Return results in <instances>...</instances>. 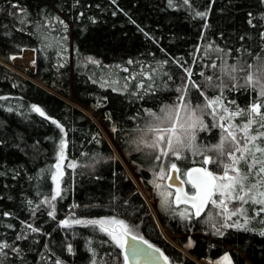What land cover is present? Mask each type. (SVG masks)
<instances>
[{"label": "trees", "instance_id": "16d2710c", "mask_svg": "<svg viewBox=\"0 0 264 264\" xmlns=\"http://www.w3.org/2000/svg\"><path fill=\"white\" fill-rule=\"evenodd\" d=\"M25 50L34 55L33 70H20L27 77L9 68ZM259 56H264V0H190L188 5L183 0H0V242L9 245L0 252V264H124L121 250L98 227L63 226L69 215L124 220L170 264L226 254L232 264H264V213L257 215L260 206L251 202L227 224L219 213L205 210L184 221L168 206L160 211L163 224L172 234L189 236L193 259L168 243L98 125L66 101L94 111L121 157L152 191L162 162L139 146L141 133H150L154 122L150 113L159 115L181 95L201 111L207 98L216 97L229 112L250 108L264 97L240 69ZM205 110L192 153L172 158L182 170L200 166L204 156L194 154L197 149L224 159L213 150L224 135L218 118L213 122L211 109ZM247 119L241 114L231 122ZM61 141L66 145L61 195L51 200ZM239 167L246 171L243 161ZM207 168L222 170L215 163ZM234 224L240 226H226Z\"/></svg>", "mask_w": 264, "mask_h": 264}, {"label": "snow or ice", "instance_id": "6c2138e0", "mask_svg": "<svg viewBox=\"0 0 264 264\" xmlns=\"http://www.w3.org/2000/svg\"><path fill=\"white\" fill-rule=\"evenodd\" d=\"M172 0H169L171 4ZM190 0H183L185 5H188ZM12 7L16 8L17 5L13 4ZM202 17L204 13H199ZM24 21L21 20V23ZM63 23L62 21H60ZM251 23V20L249 21ZM257 63L249 62L247 66L241 65V69L244 72L243 79L248 85L253 88L259 87V95L264 97V56L257 57ZM132 64L133 61H128ZM216 67L215 64L210 65ZM123 71H129L124 68ZM236 69L230 68L229 74ZM188 76H191V72H188ZM150 78V77H148ZM235 77H233L234 79ZM134 79V77H133ZM141 87L143 85H140ZM181 93L184 89H178ZM201 95L203 92L201 91ZM2 99V97H0ZM197 107H200L199 105ZM204 108L211 109L209 115L213 119H217V126L221 128L224 134L220 140V143L213 149L219 156L224 157L223 160H214L211 156L204 155L200 150H196L194 154H200L204 156V159L199 167L188 168L183 172L181 168L174 161H170L167 170L161 168L158 172V178L161 180L167 179L169 181H179V184L170 183L167 185V189L175 188V192L164 190V186L157 185L161 189L160 196L163 199L164 204L169 203V199H172L176 205L188 204L191 208L195 209V215L199 216L201 212L209 205L212 208L220 209V215L225 220H229L232 216L238 215L237 209L233 208L229 211V203L239 202L240 204L253 203L259 205L256 214L260 215L264 213V144L258 143V141L264 140V112L261 111L264 108V100L257 103L254 102L250 108L245 110H236L229 112L227 107L221 103V97L207 98V103ZM222 109V112L218 113L217 109ZM34 111L38 112L41 116L44 113L40 108L34 107ZM163 115H154V124L149 126V131L153 135V139L148 147L156 150L159 155L156 156L157 160H161L162 157H168L169 154L175 158V160H181L183 157V150L191 149L192 142L195 140L194 134L191 130L197 125L203 127V121L196 115L195 110L189 108V102H186L184 96L178 97V102L170 107L161 110ZM183 113V115H182ZM227 114V115H225ZM247 114L248 119L245 123L235 125L231 121L241 115ZM227 120L228 123H220V121ZM53 123H56L53 121ZM256 125V130L253 131V126ZM57 127H60L57 125ZM63 131V129H61ZM228 143L229 148L227 151L224 149V144ZM65 143L60 142L57 162L53 165L55 171L52 173V181L55 183V194L50 197L51 200H55L60 197V177L62 175L61 167L62 161L65 159ZM246 164V171H242L239 167L241 162ZM216 164L217 168L222 170L217 173L205 165ZM68 167H75V164H69ZM167 173V174H166ZM251 178V179H250ZM184 185L190 186V191H185ZM186 213H181L185 215ZM7 216V213L3 214ZM49 215H52L50 212ZM75 224L86 223L93 227H98L100 231L105 232L121 249H127V253L131 254V257L136 264H139L138 258L141 256L151 257L153 253H160L158 248H155L151 243L145 240L142 236H137L133 233V228L130 227L124 220L113 218L81 221L76 219L73 221ZM63 226L67 227L69 221L62 222ZM236 226L240 225H226ZM33 232L37 231L31 225H27ZM219 231V229H217ZM264 234V233H262ZM23 238V237H17ZM129 240L138 241L139 244L146 245L147 249L151 251H145L144 248L138 247L136 243L129 244ZM9 247L6 243L0 242V252ZM13 251L18 249L13 248ZM71 250V249H69ZM160 256L164 260V264H168V258L160 253ZM129 255H124V264H128ZM225 264H231V261L227 255L224 257Z\"/></svg>", "mask_w": 264, "mask_h": 264}, {"label": "rangeland", "instance_id": "374dc122", "mask_svg": "<svg viewBox=\"0 0 264 264\" xmlns=\"http://www.w3.org/2000/svg\"><path fill=\"white\" fill-rule=\"evenodd\" d=\"M9 68L12 69L15 72H18V73H20V74H22V75H24V76L27 77V75H25L24 73H22L20 70L21 69H23V70H30V71L33 70V68H34V55H33V51L25 50V51H23V53L20 56L13 58L12 59V63L9 66ZM66 101L69 102L70 104L74 105L75 107L79 108L80 110H82L84 113H86L88 116H90L93 119V121L98 125L99 129L103 133V135L106 138L107 142L109 143L110 147L114 150L116 156L118 157V159L120 160V162L125 167V169H126L128 175H129V177L131 178L132 182L134 183V185L136 187V190L140 193V195L143 197V199L147 203L148 208H149V211H150L151 215L153 216V218H154V220H155V222H156V224H157V226L159 228V231L163 235L164 239L168 243H170L173 247H175L176 249L180 250L182 253H184L188 257H191L190 254H189V252H188V249L191 247V240H188L189 236L188 235H183V234L182 235H176V234L170 233L167 230V228L165 227V225L163 224V221H162L163 220V217L160 214V211L161 212H164V211H166V208L168 206H172L174 208V210H175V213H176L177 217L179 219H181V220L188 221L191 218L195 217L194 212H193V209L191 207H189L187 205H181V206L178 205V206H176L174 204V202H172V199L173 198H170L169 199V203L166 205V204H164L163 199H162V197L159 194L160 191H161V189L158 188L157 185L164 186V190H169V191L174 192L172 189H167V184H166L167 179L161 180V179L158 178V175H157L158 172H159V170L161 168H164L165 170H167L168 165H169V162L170 161H174V160H172V158H174V157L171 156V154H169L168 157H162L161 158L160 163L161 162L162 163L159 164L158 171L155 174L153 189H152V191L148 190L143 185L141 179L134 173V171L131 168V166H129L124 161V159L121 157V155L119 154V152L117 150L116 145L109 138L108 133L105 131V129L103 128V126L100 124L99 119L96 116H94V111L91 108H84L81 105H79L77 103H74L73 101H71V99H66ZM174 104H176V103H174ZM174 104H172V105H174ZM172 105H170V106H172ZM170 106H168V107H170ZM189 108L191 110H195L196 111V115L199 117L200 120L202 119L203 112L206 111L205 108H204L203 111H201V109H198L197 110L190 103H189ZM219 109L220 108L217 109V112L218 113H220L219 112ZM159 115H163V112L160 111ZM182 115H183V113H182ZM153 121L155 122V120H153ZM154 122L153 123H150V124L152 125V124H154ZM213 122H217V119H214ZM220 123H223V121H220ZM201 129H204V125H203V127H201L200 125H197L194 129L191 130V133L194 134V136H195V140H196V137H197L196 131H199ZM141 137L143 139V142L141 141V143L139 144V146L140 145L141 146H144L145 147L144 150L148 151L149 153L155 154V157L157 155H159V153L156 150H154L151 147H148L147 146L148 144L151 143V141L153 139L152 133L151 132L150 133L142 132L141 133ZM195 140L192 142V145L195 144L194 143ZM192 148H193V146H192ZM192 148L191 149H185V150H183V153L185 151H188V152L192 153V151H193ZM182 159H183V157H182ZM174 162L177 163L176 161H174ZM197 167H199V166H197ZM205 167H207V165H205ZM181 171L183 172L184 170L181 169ZM243 205L244 204H240L239 202L229 203V211L232 210L233 208H235V209H237L238 213L241 214L242 211H243V208H242ZM207 211L208 212H211V213L213 211L214 212H217V213H220V209H218V208H212L211 205L207 206V208L205 209V211H204L203 214H206ZM181 213H186V214L185 215H181ZM65 220L69 221V225L68 226L79 225V224L73 223V221L76 220V219L73 218L70 215L68 217H66L64 220H62V222L65 221ZM79 220L85 221V222L88 221V220H82V219H79ZM97 220H99V219H97ZM82 224H86V223H82ZM225 224H227V220H225ZM103 233L111 240V242L113 243V245H115L117 248H119L121 250V248L118 247L116 245V243L105 232H103ZM133 233L136 234L137 236H140L137 228H133ZM175 239H178V240L185 239L186 240V243H184L183 246H180L175 241ZM224 257H225V255L219 257L218 259H216L214 261H208V260L198 261V260L193 259L192 257L191 258L197 264H225Z\"/></svg>", "mask_w": 264, "mask_h": 264}, {"label": "water", "instance_id": "95a60500", "mask_svg": "<svg viewBox=\"0 0 264 264\" xmlns=\"http://www.w3.org/2000/svg\"><path fill=\"white\" fill-rule=\"evenodd\" d=\"M170 183H174V184H177L178 185L179 184V181H169V180L166 181V184L167 185L170 184ZM172 190L175 191V188H172ZM180 205H182V204H180ZM185 205H187V206L190 207V205H188V204H185ZM176 206H178V205H176ZM193 212H194V215H195V209H193ZM202 212H201V214H202ZM199 216H196L195 215V217H199ZM133 243H136L138 247L144 248L145 251H151V250L147 249V246L146 245L139 244L138 241H131V240H129V244H133ZM155 248H157V247H155ZM121 252H122L123 257H124L125 254H128L129 255L128 264H136V261H134L132 259L131 254L130 253H127V249H121ZM160 253H163V252L160 250ZM160 253H153V255L151 257H148V256H141V257H139L138 258L139 264H164V260L160 256ZM163 256H164V254H163ZM168 264H170L169 261H168Z\"/></svg>", "mask_w": 264, "mask_h": 264}, {"label": "flooded vegetation", "instance_id": "af4514ba", "mask_svg": "<svg viewBox=\"0 0 264 264\" xmlns=\"http://www.w3.org/2000/svg\"><path fill=\"white\" fill-rule=\"evenodd\" d=\"M195 167H197V166H195ZM191 168H194V167H191ZM188 169V168H187ZM184 188H185V191H190L191 189H190V186L189 185H184ZM174 191V190H173ZM175 192V191H174ZM182 205H185V204H182ZM179 206H181V205H179ZM205 210V209H204ZM203 210V211H204ZM203 213V212H202Z\"/></svg>", "mask_w": 264, "mask_h": 264}, {"label": "bare ground", "instance_id": "6f19581e", "mask_svg": "<svg viewBox=\"0 0 264 264\" xmlns=\"http://www.w3.org/2000/svg\"><path fill=\"white\" fill-rule=\"evenodd\" d=\"M21 60V59H20Z\"/></svg>", "mask_w": 264, "mask_h": 264}]
</instances>
